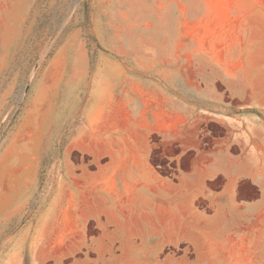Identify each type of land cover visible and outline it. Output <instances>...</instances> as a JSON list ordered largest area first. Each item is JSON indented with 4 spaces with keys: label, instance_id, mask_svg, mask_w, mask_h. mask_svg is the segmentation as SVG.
Masks as SVG:
<instances>
[{
    "label": "crops",
    "instance_id": "crops-1",
    "mask_svg": "<svg viewBox=\"0 0 264 264\" xmlns=\"http://www.w3.org/2000/svg\"><path fill=\"white\" fill-rule=\"evenodd\" d=\"M203 3L189 38L219 75L186 81L185 108L155 93L138 120L114 123L105 163L48 172L43 226L94 264H264V0ZM161 145L178 149L166 173L151 160ZM24 166L32 178L42 167Z\"/></svg>",
    "mask_w": 264,
    "mask_h": 264
},
{
    "label": "rangeland",
    "instance_id": "rangeland-1",
    "mask_svg": "<svg viewBox=\"0 0 264 264\" xmlns=\"http://www.w3.org/2000/svg\"><path fill=\"white\" fill-rule=\"evenodd\" d=\"M203 12V0H0V264H94L44 228L58 187L48 172L105 163L114 123L138 120L155 93L160 106L176 96L185 108L181 97L195 96L186 81L219 75L189 38ZM177 151L161 145L151 160L166 173ZM31 163L42 166L35 178L23 175Z\"/></svg>",
    "mask_w": 264,
    "mask_h": 264
},
{
    "label": "water",
    "instance_id": "water-1",
    "mask_svg": "<svg viewBox=\"0 0 264 264\" xmlns=\"http://www.w3.org/2000/svg\"><path fill=\"white\" fill-rule=\"evenodd\" d=\"M42 59H43V57H42V58H40V59L38 60L37 64L35 65V68H34V71H35V72L37 71V69H38L39 65L41 64V62H42Z\"/></svg>",
    "mask_w": 264,
    "mask_h": 264
}]
</instances>
